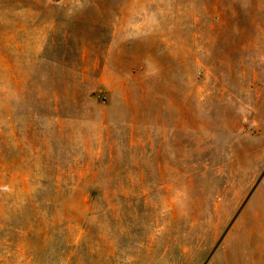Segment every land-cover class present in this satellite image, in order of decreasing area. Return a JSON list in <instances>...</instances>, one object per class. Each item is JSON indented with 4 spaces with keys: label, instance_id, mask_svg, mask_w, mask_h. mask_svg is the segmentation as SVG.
<instances>
[{
    "label": "rangeland",
    "instance_id": "374dc122",
    "mask_svg": "<svg viewBox=\"0 0 264 264\" xmlns=\"http://www.w3.org/2000/svg\"><path fill=\"white\" fill-rule=\"evenodd\" d=\"M0 264H264V0H0Z\"/></svg>",
    "mask_w": 264,
    "mask_h": 264
}]
</instances>
